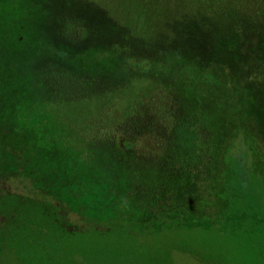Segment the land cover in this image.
Masks as SVG:
<instances>
[{"label":"rangeland","instance_id":"374dc122","mask_svg":"<svg viewBox=\"0 0 264 264\" xmlns=\"http://www.w3.org/2000/svg\"><path fill=\"white\" fill-rule=\"evenodd\" d=\"M0 81V264H264V0H0Z\"/></svg>","mask_w":264,"mask_h":264},{"label":"trees","instance_id":"16d2710c","mask_svg":"<svg viewBox=\"0 0 264 264\" xmlns=\"http://www.w3.org/2000/svg\"><path fill=\"white\" fill-rule=\"evenodd\" d=\"M147 74H148V72H147ZM0 83H3V82H1L0 81ZM15 83V82H6V84H0V87L1 86H5V88L4 89H6V88H8V87H12L13 86V88H15V84L13 85V84ZM17 86V85H16ZM0 92H1V90H0ZM149 98H147L146 100H148ZM4 111V110H3ZM206 122V121H205ZM200 130V129H199ZM198 130V131H199ZM213 132V131H212ZM212 132H211V134H212ZM180 133H182L183 134V131H181ZM215 136L216 135H212V139H215ZM183 137H181L180 139H178V140H181ZM200 138L201 137H199L198 135H196V137H194V139H193V141L195 142L196 140H198V141H200ZM169 145V144H168ZM171 146V145H170ZM156 148V147H155ZM161 149H160V152H163V151H165L164 152V156H166V153L168 154V152L171 150V148L168 146H166V144H165V147H160ZM215 148H216V145H215V147H213L212 148V153L215 151ZM168 151V152H167ZM216 152H217V149H216ZM215 152V153H216ZM151 154H153V151L151 152ZM118 155L119 156H122L121 155V152H118ZM171 156H175V157H179V155H171ZM214 157H215V155H214ZM168 166V168L166 169V170H164V174H165V177H166V182H165V184L167 185V184H169V185H171L172 184V186H173V188L174 189H176V188H178V184H174V178H179V179H183V178H186L187 176H189L190 175V171H191V169H192V165L193 164H191L190 162H186V160L184 159V156H183V152H182V157L180 158H178V160L177 161H174L171 157H169V158H167V160H163ZM198 161H200L199 159H198ZM155 163H157L158 165V167L161 165V164H163V163H161V161H155ZM190 163V164H189ZM164 165V164H163ZM157 167V168H158ZM156 168V169H157ZM156 169H154V170H156ZM158 170H160V168H158ZM174 174V175H173ZM173 176H174V178H173ZM169 177H171V178H169ZM169 178V179H168ZM170 181V182H169Z\"/></svg>","mask_w":264,"mask_h":264}]
</instances>
